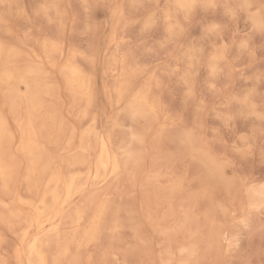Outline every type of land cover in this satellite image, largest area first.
<instances>
[{
	"label": "rangeland",
	"instance_id": "rangeland-1",
	"mask_svg": "<svg viewBox=\"0 0 264 264\" xmlns=\"http://www.w3.org/2000/svg\"><path fill=\"white\" fill-rule=\"evenodd\" d=\"M51 2L60 6L61 12L59 13L61 15L56 13L55 8L51 7ZM194 2V4L200 5L212 2L220 5V7L211 10L203 7L199 9L189 7V9L186 8L187 10H182L177 9L178 7L175 8L171 4L172 2L168 0H0V39L2 42H11V44L16 45L23 56L25 55L26 62L34 66L37 72L46 71V78L50 79L51 83L59 85L58 100L62 103L61 110L59 109L61 117L69 123H73L78 129L75 144L78 143L79 131L88 125V119L81 116V119L78 118L75 114L76 108H71V96L64 87L61 74L58 73V69L70 52H75L74 59L87 72L93 73L92 80L94 81L93 88L96 93V102H94L92 112L97 115L96 127L98 131L105 134L111 126L109 120L115 114L119 123L122 124L112 132L111 146L114 145L112 150L115 149L118 140L128 141L130 128L135 132L142 131L141 129L146 127L148 129L145 134V141L147 142L145 144L148 149L145 148L146 155L144 156L146 157L145 159L142 158L146 161L140 160L143 166L139 164L140 162L138 163L139 166H142V170H140L141 167L138 169V166H136L137 176L135 175L134 180H130L126 173H122L120 174L121 177L110 179V183H107L109 186L114 180H118V183L116 181L114 183L116 186L113 184L115 188H110L112 184L110 185L109 193L111 197L109 195V198L115 203V206L119 207L116 213V222L119 226L113 232L112 237L114 239L105 236L106 242H103L105 237L101 241L104 246L111 244L116 249L118 247L117 255L118 252L119 255H122L125 251L133 252L142 244V246L152 244L150 247L156 252H152L151 257L144 255V258H140L139 256V259H137L138 255L135 253L136 256L129 255L131 258H128V261L126 259L128 253H126V256H121L124 257L122 259H119V255V257L117 255L111 257L112 254H108L107 256H110L108 259H110L108 261L106 257L104 264H159L157 257L160 254L159 249L163 244L165 245V242H163L165 239L159 232L157 234L153 233L158 230H155L156 228L146 223L145 220L143 221L141 211L144 204L142 207L138 206L144 203L142 191L146 187L143 186L144 177L140 176V172L144 175L145 169L157 168L159 171L162 169L161 172L164 173L170 168L169 174L173 172L172 175H174L179 172L177 178L178 176L179 178L182 177L183 181L187 179L188 182L190 179V183L187 181V184L183 183L182 191L187 188L184 185L189 186L187 191H181V193H191L192 190V192H196L203 170L200 168L199 160H196L197 158L193 160L195 156H199L205 162L211 158L209 160H212L213 163L224 165V168L221 167L225 178L216 183L218 188L216 185L213 188L216 195L212 194L215 197L212 198L215 201L214 204L216 206L218 204L219 207L215 209L214 206L211 216L214 215L213 221L216 232L224 231V233L231 235L230 241L219 238V245L216 243L218 248L215 247L217 253L213 251L214 253L207 256L202 264H264V196L256 197L263 201L258 206L252 207L247 204L248 191L252 188L264 187V80L261 79V76L264 75V59L261 57L260 47L264 41L261 40L259 32L253 34L246 9L241 10L238 16L233 17L230 14L226 15L227 10L223 7L224 5L238 6L248 3L259 5L260 0H196ZM46 5H49V7L44 12L42 8ZM255 10L253 9V11ZM166 15L168 16L166 17ZM149 18H151V26L148 30H145V22ZM216 25H219L220 28L215 32L208 31L209 28ZM111 37H114V40H111ZM45 39L59 40L62 43V53H54L52 56L54 65L49 62V59L47 60L41 51V42ZM245 41H251V44L242 48L241 44ZM111 52H118L115 53L118 56L125 55L130 59V62L132 60L133 63L137 64L136 66L140 71L142 70L141 75H137L139 80L136 78V85L150 77L153 78L152 76L155 75V85L151 84V87H154L151 91L152 94L153 91L157 93L156 96L159 103H161L159 104L161 105V107L159 106L161 116L158 113L159 117H157L159 119L156 118L154 122L151 121L152 124L141 118L133 119V122L127 114L123 113V109L112 104L111 101H114L115 95H113L114 98L111 97L114 93L108 87L111 85L114 76L111 79L110 74L113 75L112 71H109L112 67L111 61L107 63L111 59L110 56L113 55ZM35 54H39V57H36ZM128 58L127 61H129ZM109 64L110 68L106 66ZM105 66L109 70H106ZM7 85L1 86L0 93L3 95L10 94L12 98H16L15 90L17 87L13 84ZM51 98L49 97V99ZM18 100L21 106L26 102L23 96H19ZM23 109H25L24 106ZM6 112L7 107H4V113ZM6 116L10 126L14 127L10 114L6 113ZM169 123L171 129L168 127ZM163 125L168 128H164ZM159 126H163L162 136L158 141L159 144H156L158 139L155 140L154 135ZM163 131H165L164 137L166 138L163 137ZM185 132L194 136L192 137L194 138V143L192 142L194 145H192L195 149L193 159L185 153V144L181 141ZM123 134H125V139ZM114 135L115 139L113 138ZM93 142L94 138L90 137L89 143L92 144ZM134 145L137 146L136 143ZM14 148L15 146L12 144L11 149L15 153H13V156L20 163V173L9 184L7 191L3 190L0 185V198L7 203L11 202V208L20 211L21 215H27L30 213L27 207L14 202L10 197L13 193L23 194L24 197L30 195L22 179L25 158L21 153L15 152ZM51 149L55 151L56 158L59 161L67 155L65 149L55 150L53 147ZM147 150L149 151L148 155ZM114 151L118 152L116 149ZM94 152L91 154V168H93ZM182 154L183 156L180 157ZM166 156L171 157L169 162L165 163L166 166H163ZM142 162H145V168ZM62 166L65 169L66 166L64 164ZM160 167L162 168L160 169ZM182 172L185 173H183L185 179L180 174ZM166 175L168 176V173H164L159 178V183L164 184L166 182ZM138 176L140 177L138 178ZM228 178L233 181H227ZM90 181L83 190V192H86L81 194L83 198L92 194V191L93 193L96 191L95 189L92 190L94 185ZM161 181H164V183ZM226 182L231 183L228 188ZM106 186H103L100 190L104 188H106L104 190H109ZM117 188L119 189L117 190ZM116 190L118 191L117 194ZM112 192H115L113 196ZM181 193L176 195V203L180 200H177L178 195H184ZM141 194H143L142 197ZM81 195L76 196L72 204H82L81 202L84 200L81 201L83 199ZM140 201L142 202L140 203ZM214 201L212 200V203ZM196 203L192 206L195 213H200L208 207L207 200L204 201V198H199ZM67 208L69 209V206H65L63 209L68 210ZM0 209L6 216L7 210L5 208ZM181 209L176 206V214L181 215V211H179ZM180 215L177 216L178 219ZM140 217L142 218L140 219ZM141 220L142 224L145 223V226H142ZM244 220L247 221V224L244 223ZM200 222L199 232H203L205 231V225L202 221ZM22 226L23 221L21 219H14L11 228L0 222V260L2 264H16V247H21L18 234ZM137 230L141 231L138 232ZM139 237L145 239L140 240ZM181 238L182 236L179 239L177 237V241H180ZM149 240H152V243ZM155 240H159V243ZM143 241L146 242L143 243ZM177 241L173 242L174 247L177 245L175 244ZM160 243L161 245H159ZM100 244L95 246V250L92 247L93 245H90L92 248L87 246L90 251H93H89L92 254H86L88 248H86V251L84 250L86 253L82 252L83 258L89 257L92 260L85 261L83 259L84 264H101L99 262H101L102 257L99 254H102L103 251L101 250L104 247L101 248L102 245ZM96 248H99V254ZM97 258L100 260L97 261ZM144 259H147L148 263ZM210 260H212V263H210ZM66 263V261H63L61 264Z\"/></svg>",
	"mask_w": 264,
	"mask_h": 264
},
{
	"label": "bare ground",
	"instance_id": "bare-ground-1",
	"mask_svg": "<svg viewBox=\"0 0 264 264\" xmlns=\"http://www.w3.org/2000/svg\"><path fill=\"white\" fill-rule=\"evenodd\" d=\"M168 1L172 2L171 4H173L176 8L177 5L181 4L186 6L194 4V1L196 0ZM49 5L42 8L44 12ZM51 5L53 9L55 8L54 10L56 13L61 12V9L59 8L60 6L56 3L53 2ZM186 8L189 9V7H181L177 9L187 10ZM121 14L123 15V13ZM167 16L168 15H166V17ZM111 40H114V37H111ZM61 45L62 43L59 40L45 39L41 42V51L47 60L49 59V62L52 65H54L52 62L53 54L62 53L63 48H61ZM74 53L75 52H70L68 57L64 59L58 69V73L61 74L64 87L71 96V108H76L75 114L78 118L81 119V117H87L88 119V125L79 131L80 134L77 139V144H75V138L78 131L77 127L73 123H69L63 119L59 111L62 105V103L59 102L60 100H58V92L60 91L59 85L51 83L49 81L50 79L48 80L46 78V71L41 70L37 72V69L34 68V66L26 62L24 57L25 55L23 56L22 52L16 47V45L11 44V42H2L0 39V90L2 88L1 86H4V84H13V86L15 85L17 87L15 90L17 94L16 98H12L10 94L3 95L0 93V185L3 190L7 191L9 184L13 182L17 178L18 173H20V163L14 158V152L11 149V145L14 144V151L21 153L25 158V167L22 179L26 184L28 189L27 191L30 192L28 197H24L22 196L23 194L21 195L18 193H13L12 196H10L14 202L27 207L30 211L27 215H21L20 211L11 208V202L7 203L4 199L0 198V208H5L7 210V214L5 216V213H3L0 209V222L11 228L14 219H21L23 221V226L21 227L20 232L18 231V238L21 243V247H16V264H61L63 261H66V264H84L82 261L83 259L85 261H92L89 257L86 259L83 258L82 252L84 250L86 251V248L89 249V247H91L90 245H93L92 247H94L93 249L95 250V246H98L102 242L101 240H104L105 236L107 238L114 239V237H112L114 234L113 232L119 226L116 222V213L119 207L115 206V203L109 198L110 188H115L113 184L116 180H114V182L112 180L115 178L117 179V177L122 173H126L130 180H134L137 176L136 166H138V169L141 167L140 170H142L143 165L141 164V161H146L144 160L146 157L144 155H146L145 148L148 149L146 145L147 142L145 141V134L148 130L147 127L144 129L140 128L142 131L139 132H135L130 128L128 132V141L124 142L118 140V144L115 143L116 146L114 148L118 150V152L114 151V148V150H112L114 145L111 146L112 132L115 128L122 125L119 123L116 114L110 118L109 121L111 126H109L110 128L105 134L98 131L96 127L97 115L92 112L94 102H96V93L93 88L94 81L92 80L93 73L91 74L87 72L74 59ZM115 53H112L114 56L111 54L113 57L109 55L111 59L107 61V63H110L109 61H111L112 67L110 64L106 65L109 68L111 67L110 70L105 66L106 70H109L110 72L112 71L111 73H113V75L110 74L112 76L111 79L114 76L113 81L110 83L111 85L108 87V89L114 93L111 97L115 95L114 101H111L113 102L112 104H114L117 108L123 109V113L127 114L132 121L133 119L141 118L145 122L152 124L151 121L154 122L156 118L159 119V106L161 107V105H159L161 103H159V99L156 96L157 93L153 91L152 94L151 91V89H154V87H151V84H154L155 82V75H151L153 78L150 77L146 81H141V84L139 83V85H136V78L138 79L137 75L142 73V70L140 71V69L136 66L137 64L133 63L132 60L130 62V59L125 55L118 56ZM35 56L39 57V54H35ZM127 58L129 61H127ZM111 91L108 92L112 93ZM19 96L25 97L24 101L26 102L23 101L25 103L23 104L25 109H23V106H21V103L18 100ZM49 97L52 98L49 99ZM4 107H7L6 113L10 114L12 117L11 120L13 121L14 127L10 126L6 113H4ZM160 114L161 113H159V115ZM170 123L168 126L169 129H171ZM163 126H159L156 133L154 131V139H158L156 141L157 143L155 142L156 144H159L158 141H160L159 139L162 136ZM165 126L164 128H168ZM165 131H163V137L165 135ZM185 133H183L184 136L181 138V141L185 144V153L189 154L192 158L195 153V149L193 148L194 138H192L194 136L190 133ZM124 136L125 134H123V138ZM90 137L94 138V142L92 144L89 143ZM121 137L119 138L122 139ZM169 137L171 136L169 135ZM113 138L115 139V135ZM116 139L118 138L116 137ZM135 143L138 147L134 145ZM51 147L55 150H67L66 157L62 156L64 159L62 158L61 161L57 160L55 151H53ZM92 152L95 154L93 168L90 167V164L92 163ZM148 153L149 151L147 150V155ZM173 154L171 155L172 157ZM171 156L165 157V162L162 164L163 166L165 163L169 162ZM182 156L183 154L180 155V157ZM142 158L144 159L142 160ZM195 158H197L196 160H199L198 163H200V168L203 170L201 171L202 177L199 180V186L196 192H192V190L191 193H181L183 190V183L185 182V184H187V179L183 181L182 177L179 178L178 176L177 178L176 176L179 172H175L176 174L174 175H172L173 172H171L172 174H169L168 171L170 168H167V172H164L165 174L168 173V176L166 175L167 178L165 177L166 182L164 183V181H161L164 184L159 183V178L164 174L161 172L162 167H160L161 170L159 171L157 168L152 169L149 166L151 170L148 168L147 170L145 169L143 172L144 175L140 172V176L144 177L143 186L144 188L146 187L145 190L142 191L144 194V203H141L142 201H140L142 205L139 203L140 206H138L142 207L144 204V207H142L143 210L141 209V211L139 209L142 212V216L144 218L143 221L145 220L146 223L152 225L153 228H156L155 230H158L153 233L157 234L159 232V234L165 239V241H163L165 242V245L161 242L162 240L160 241L164 246L162 245L163 247L161 246L159 249L160 254L157 257L159 264H202L207 256L213 254L215 251L217 253L215 247L218 248L217 244L219 238L221 240L230 241L231 235L228 233H224V231L220 233L216 232L213 221L214 215L211 216L214 206L215 209L216 207H219L218 204L217 206L214 204L215 201L212 199L214 195L212 194H215V192H213V188L215 185L217 187L216 183L225 178L222 173V167L224 165L216 164V162L213 163L212 160H209L211 158H209L208 161L206 160L207 162L201 160L199 156H195L194 159H192L195 160ZM138 163L142 166H139ZM142 163L145 168V162ZM62 164L66 166L65 169H63ZM183 173L184 172L180 174L183 175ZM140 176H138V178ZM110 179H112L111 182H113L111 183L112 185L110 184L111 187L107 184ZM89 180H91L92 182H90L94 185L92 190L95 189L96 191L94 190L95 192L93 193L91 190L92 194H86L88 196L84 195L86 198H83V195L81 194L86 192H83V190ZM117 181L116 183H118ZM227 181L232 182L233 180L228 178ZM230 182H226L227 188L228 185L230 186ZM188 183H190V179ZM106 184L108 188L110 187L109 190H104L106 188L100 190L103 186H106ZM114 185L116 186V184ZM140 186H142V184H140ZM184 186L187 188L189 187L186 185ZM219 187L221 186L219 185ZM187 188L185 189L186 191ZM118 189L119 188H117V190ZM117 190L116 194L118 193ZM185 190L182 192H186ZM87 192L89 193L88 190ZM179 193L184 195H178L179 198H177V200H180L176 203V195ZM143 194H141V197ZM248 194V206H258L263 201L257 199L256 197L264 196V187L252 188L248 191ZM78 195H81L83 198L81 201H84L81 202L82 204L80 205L72 204L73 199ZM199 198H204V201L207 200L208 207L200 213H195L194 210H192V206L195 205ZM212 200L214 201L213 203ZM65 206H69V209H63ZM176 206H178V208H182L179 210L181 211V215L176 214ZM178 215H180L179 219L177 217ZM141 218L142 217H140V219ZM200 221H202L204 223L203 225H205V231L203 232H199V226L201 225H199ZM244 223L247 224V221L244 220ZM144 224H142V226ZM180 236H182L181 240L177 241V237L179 239ZM106 237L103 241L104 243L106 242ZM139 238L140 240L145 239H143V237ZM151 241L152 240H149L150 243H152ZM155 241L159 243V240ZM174 241H177L175 243L177 244L175 247L172 245ZM103 242L100 244L102 245L101 248L104 247V249L101 250L103 251L102 254H99V248H96L98 250V252H96L102 257H99L101 258V262H99L101 264H104L106 257L109 261L110 258L108 259V257L110 256H107L108 254H112L111 257L114 255L116 256V251L118 249V247L116 249L115 246H112L111 244L104 246ZM145 242L146 241H143V243ZM110 243L112 242L110 241ZM161 243L159 245H161ZM112 244L114 245V243ZM142 245L141 247H137L133 250V252L130 250V252L125 251L122 255H119L118 252V255L121 257L126 256V253H128V257L126 258L128 261V258H131L129 255H135V253L138 255L137 259H139V256L140 258H144V255L151 257L150 254H153L152 252H156L150 247L152 244H150V246ZM88 249V253L85 251L84 253L89 255V253L93 251ZM95 256L94 258H96ZM120 257L119 259L124 258ZM99 258H97V261L100 260ZM144 261L147 262V259H144ZM210 261V263H212V260ZM0 264H2V262Z\"/></svg>",
	"mask_w": 264,
	"mask_h": 264
},
{
	"label": "snow or ice",
	"instance_id": "snow-or-ice-1",
	"mask_svg": "<svg viewBox=\"0 0 264 264\" xmlns=\"http://www.w3.org/2000/svg\"><path fill=\"white\" fill-rule=\"evenodd\" d=\"M178 8L181 7H190L193 9H199L200 7H203L205 9L211 10L213 8H219L220 5H217L215 3H205L203 5L200 4H192V5H177ZM227 11L226 15H232L233 17H236L240 14L241 10L246 9L248 12V20L252 25V31L253 34L256 32H259L261 40L264 41V0H260V4H245V5H238V6H232V5H224L223 6ZM253 9H256L253 11ZM190 18V17H189ZM151 26V18L148 19V21L145 22V30H148ZM218 28H220L219 25L213 26L208 29V31L215 32ZM251 41H245L242 42L241 47H248L250 46ZM227 47V45H225ZM261 57L264 59V42L261 43ZM261 79L264 80V75L261 76Z\"/></svg>",
	"mask_w": 264,
	"mask_h": 264
}]
</instances>
